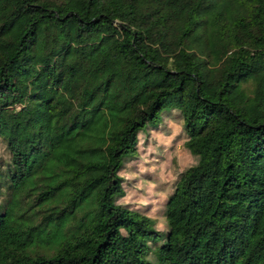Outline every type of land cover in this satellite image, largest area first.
Returning <instances> with one entry per match:
<instances>
[{"label": "trees", "instance_id": "16d2710c", "mask_svg": "<svg viewBox=\"0 0 264 264\" xmlns=\"http://www.w3.org/2000/svg\"><path fill=\"white\" fill-rule=\"evenodd\" d=\"M0 149V264H264V0H0Z\"/></svg>", "mask_w": 264, "mask_h": 264}, {"label": "rangeland", "instance_id": "374dc122", "mask_svg": "<svg viewBox=\"0 0 264 264\" xmlns=\"http://www.w3.org/2000/svg\"><path fill=\"white\" fill-rule=\"evenodd\" d=\"M166 133L167 131L153 135L154 140L141 147L138 159L127 165L121 173L125 179L126 196L119 203L128 204L132 209L140 211L145 206H150L148 214L151 216L161 209L165 199L154 191V187L170 183L177 170L181 171L193 163V159L181 149L182 142L175 141L179 133L177 127L172 128L169 135ZM171 145L174 150H170ZM0 158H5L2 149ZM146 173L150 175V179H143L144 176H141Z\"/></svg>", "mask_w": 264, "mask_h": 264}]
</instances>
